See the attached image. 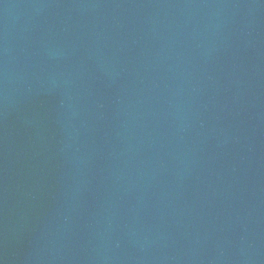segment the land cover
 I'll return each mask as SVG.
<instances>
[{
	"label": "water",
	"instance_id": "obj_1",
	"mask_svg": "<svg viewBox=\"0 0 264 264\" xmlns=\"http://www.w3.org/2000/svg\"><path fill=\"white\" fill-rule=\"evenodd\" d=\"M0 264H264V0H0Z\"/></svg>",
	"mask_w": 264,
	"mask_h": 264
}]
</instances>
